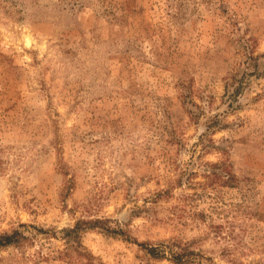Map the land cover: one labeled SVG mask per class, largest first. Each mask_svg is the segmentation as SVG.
Returning <instances> with one entry per match:
<instances>
[{"label": "rangeland", "instance_id": "1", "mask_svg": "<svg viewBox=\"0 0 264 264\" xmlns=\"http://www.w3.org/2000/svg\"><path fill=\"white\" fill-rule=\"evenodd\" d=\"M0 264H264V0H0Z\"/></svg>", "mask_w": 264, "mask_h": 264}, {"label": "trees", "instance_id": "2", "mask_svg": "<svg viewBox=\"0 0 264 264\" xmlns=\"http://www.w3.org/2000/svg\"><path fill=\"white\" fill-rule=\"evenodd\" d=\"M1 240V239H0ZM7 242H10V239L9 238H6V239H4L3 241H0V245H3V244H5V243H7Z\"/></svg>", "mask_w": 264, "mask_h": 264}]
</instances>
